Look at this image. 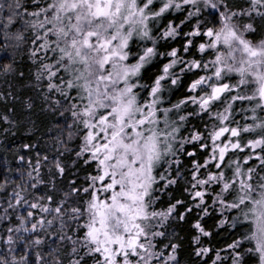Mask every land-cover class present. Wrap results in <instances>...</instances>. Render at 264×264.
<instances>
[{"label":"snow or ice","instance_id":"obj_1","mask_svg":"<svg viewBox=\"0 0 264 264\" xmlns=\"http://www.w3.org/2000/svg\"><path fill=\"white\" fill-rule=\"evenodd\" d=\"M209 9L216 10L208 13L213 16L212 26L200 19ZM172 11L183 15L178 23L167 20ZM257 18L264 21V0H244L239 8L231 0H0V31L5 39L19 42H25V33L32 31L30 59L37 65L36 81H46L43 98L60 95L62 99L50 102L67 105L64 111L72 117L68 128L76 127L67 140L81 139L76 160L94 165L95 172L86 178L87 186L70 182V191L52 207L44 203L51 202V196H34L29 189L43 183L41 159L60 176L65 167L58 158L49 161L38 156L35 183L14 187V203L8 204L12 209L27 205L29 210L20 217V227L7 231L57 235L71 246L73 259L68 264H87V259L92 264H177V246L169 242L159 247L158 240L166 237L165 222L170 217L184 220L196 209L202 215L193 228L204 237L212 233L201 221L213 213L219 214L217 229L249 224L251 230L228 245L232 264H244L246 254L264 264V176L259 175L264 172V39H249L257 31ZM160 20L165 23L158 24ZM17 23L22 29L13 37L10 29ZM190 25L183 31L181 26ZM178 38L179 48L160 51L161 41ZM160 57L168 61L162 74L145 80L149 66ZM14 71L11 63L0 66V75ZM189 74L194 79L187 85L186 97L172 103L173 87H180ZM164 103L171 106L162 107ZM189 105L195 110L180 115L178 121L169 120L170 112ZM26 107L31 108V103ZM247 112L252 113V122L240 124L237 114L249 119L244 117ZM192 116H208L210 123L203 131L180 135ZM242 133L253 138L244 139ZM65 143L60 141V146L67 151ZM185 145L196 152L187 151ZM201 149L207 153L202 162L196 160ZM238 153L243 155L234 159ZM182 155L192 157L193 206L177 199L157 210L158 193L185 179ZM247 161H259V171ZM27 175L33 179L32 172ZM180 207L183 213L177 211ZM34 210L41 215L32 222ZM26 222H31L30 228L24 226ZM54 222L59 228L49 232ZM194 239L198 243L200 237ZM245 241L252 247L242 250ZM5 243L8 258L0 254V264H30L29 255L16 253L12 235ZM43 243L40 238L26 242V251ZM210 251L200 248L196 255ZM58 253L53 248L45 259L37 252L35 264H64ZM221 259L217 253L212 264Z\"/></svg>","mask_w":264,"mask_h":264},{"label":"trees","instance_id":"obj_2","mask_svg":"<svg viewBox=\"0 0 264 264\" xmlns=\"http://www.w3.org/2000/svg\"><path fill=\"white\" fill-rule=\"evenodd\" d=\"M28 3V0H24ZM179 2V0H178ZM231 4L234 7H241L244 5V0H231ZM31 10V9H30ZM216 10L209 9L201 17V21L207 23L208 26H212L213 16L208 13L215 14ZM167 15L168 21L179 22V19L183 18V15L178 11H172ZM197 21L193 19V25ZM248 22V21H244ZM158 24H164V20L157 22ZM151 26V24H150ZM255 26L257 31L249 36L253 42L264 39V21H260L257 18ZM183 31H188L189 27L181 26ZM22 29V24L17 23L10 29V33L15 35L17 31ZM164 29L161 28V31ZM25 42H19L14 38L5 39L2 31H0V66L5 64H12L14 72L0 75V95L4 98L0 99V117L7 115L9 119L0 120V184H4L5 192H0V196L6 197L9 188L14 181L11 178L15 177V174L23 173V169L30 171L37 167V157L47 156L49 161L59 159L62 165L65 167V174L60 176L56 173L55 168L51 163L43 161L41 159L39 165V178L43 181L40 187H37L38 195L51 196L52 201L49 202L56 206L57 202L64 199V193L70 191V182L75 181L76 186H87L86 178L89 175L95 174L94 165L89 166L82 161L76 160L75 153L79 151V145L81 139L79 136H75L72 140H67L69 131L76 133V127L71 129L68 125L72 124V117L69 112H65L64 108L66 104L58 107L50 101L55 99V96L50 95V100H45L44 94L46 91V81L37 82L35 79V73L37 71V65L30 59L31 44L30 41L33 38L32 31L29 29L26 33ZM159 36V33H156ZM203 42V41H200ZM160 51H170L172 47L179 48L181 40L166 39L160 42ZM148 46H151L150 44ZM195 51V50H194ZM203 55V54H197ZM185 59H193L185 55ZM207 59H212L211 55L207 56ZM168 61L164 57H160L156 64L149 66L148 74L145 77H152L161 73V69L164 63ZM178 70V69H177ZM22 73V75H21ZM194 79L192 75H185L182 78V84L180 87H173L171 92L172 103L178 102L180 99H184L187 95V85ZM235 82L234 80L232 81ZM54 97V98H53ZM60 97V96H59ZM60 99V98H59ZM167 100V97H166ZM31 103L32 107H26ZM168 103H164L162 107H170ZM246 107V105H243ZM195 110L194 106H188L186 110L176 112L173 110L169 114V120L178 121L180 115H187L188 112ZM63 112V115H61ZM248 113V112H247ZM246 113H244L245 117ZM237 121L240 124H244L245 120L239 114L236 116ZM10 121V122H9ZM205 124H209V117L203 116V118L192 116L185 122L184 128L181 129L183 136L189 135L193 129L203 131ZM162 126V125H161ZM244 139H252L250 134H243ZM60 141H66L64 147L67 151L60 146ZM24 145H31L30 148H24ZM187 151L196 152V149L190 145H185ZM62 153V155H57ZM243 153H238L234 159H239ZM23 157L24 159H21ZM207 158L205 150L201 149L196 154L197 161H203ZM180 160L183 164L181 172L184 174L185 179L181 180L178 184L171 186L170 189L162 190L158 193L159 200L157 201V210H164L169 203H174L177 199L183 200L188 207L193 206L192 198L190 196V184L192 183L191 177V161L192 157L182 155ZM73 161H76L74 164ZM51 169V171H49ZM212 170V169H209ZM199 176V174H198ZM7 182V183H5ZM10 186H8V185ZM54 185V186H53ZM189 189L185 191V189ZM35 189L31 192L36 195ZM33 195H30L34 199ZM71 202V201H70ZM179 213L184 212V208L177 209ZM211 211V210H210ZM202 215L198 210L194 209L193 212L185 217L184 220L178 218H169L165 222L166 237L159 238L158 246L163 247L164 244L171 242L177 246L176 256L177 264H212V261L216 258V254L219 251H225L229 244L234 240L240 239L248 229L245 225L238 229H232L225 225L223 229H217L216 225L219 222V214L213 213L212 215L205 217L201 221L202 227L206 231L212 233L211 236L204 237L198 230L193 228V225L197 222L198 217ZM12 215L10 220L13 223H18L17 219ZM7 222L4 226H7ZM12 225V224H11ZM58 228L59 223L57 222ZM55 228L49 229V232L54 231ZM164 230V228H161ZM71 234V232H70ZM38 236V235H37ZM199 236L200 240L197 243L195 237ZM41 237V236H38ZM44 244H52L58 241V236L54 235L45 236ZM44 250H47V246H42ZM66 248L59 249L58 255L61 254L70 255V245L64 246ZM209 248L212 251L204 256H197L196 252L200 248ZM56 248V247H55ZM168 252L171 249L167 250ZM51 253V252H50ZM87 259V258H86ZM258 257L251 254H246L244 258V264H257ZM87 264H92L91 259H87Z\"/></svg>","mask_w":264,"mask_h":264},{"label":"rangeland","instance_id":"obj_3","mask_svg":"<svg viewBox=\"0 0 264 264\" xmlns=\"http://www.w3.org/2000/svg\"><path fill=\"white\" fill-rule=\"evenodd\" d=\"M248 94H251L250 91L248 92ZM53 95L55 96L54 100H58L59 98L62 99L61 97H59L60 95L58 93L52 94V96ZM245 105H246V107H249V105L247 103H245ZM189 106H194V105H189ZM251 115H252L251 112L246 113L245 117H249V119H244L245 120L244 124L252 122L250 119ZM172 120H173V118L170 119V121H172ZM209 123H210V121H209ZM253 151H255V150H253ZM245 152H247V149H245ZM247 164L252 165L253 167H257V171H259V169H258L259 161H256L255 163H253L252 161H247ZM210 171H214V169H212ZM29 172H32L33 179H29V177L27 175ZM259 175L264 176V172H259ZM36 177H37V172L34 171L33 169H31L30 171L23 169V173L15 174V177L11 178V180L14 179V181L12 183V186L9 188L6 197L0 196V254H3V255H5V258H8L7 257L8 245L5 243V241H6L8 235H12L14 240H16V243H15L16 253L18 254V256L19 255H26V254L29 255L30 264H35V253H37V252H39L42 257H45V259H48L49 254L51 252V249L56 247V248L62 250V248H66L64 246H67L66 242L62 243L58 240L57 242H54L52 244H44L43 243L39 246H36L35 248H27V251H26V247H27L26 242L30 243L31 240L36 239V238H40L41 240L44 241L46 239L45 236H47V235L45 233H43V231H41L39 233V236H41V237H38L37 233H35V232H27L26 233L23 231V229H21L20 232L14 231L12 233H9L7 231L9 228L16 229L17 227H20V225H21L20 217L26 216V212L29 210L27 205H25L24 207L17 206L16 209H12V208L8 207L9 202L14 203V201H13V189H14V187H16V186H25L26 187L27 185L35 183ZM253 179H254V181H258L259 177L254 176ZM6 185H8V184H6ZM8 186H10V185H8ZM37 187L39 188L40 184ZM3 189H5V188H0V192H5V190H3ZM31 190L32 189H29L30 192H31ZM35 190H37V188ZM36 195L42 196V195H38V190L36 191ZM28 199L30 201H34V199H32L30 197V195L28 196ZM44 203L46 205L50 204L47 201H44ZM50 206L53 207L52 204H50ZM12 215H15L14 218L17 219L18 223H13V221L10 220ZM39 215H41V214H39L38 210H34V217H33L32 222H34L35 218H37ZM47 218L52 219V216L49 215V216H47ZM6 222L8 224H7V226H4L3 224ZM244 225L248 228V229H246L247 231L251 230V226L249 224H247L245 222ZM24 226L30 228L31 222H26ZM55 227L58 229L57 222H54V224L52 226V228H55ZM156 230H161V228L158 227ZM242 233H245V231ZM69 235H71L70 232H69ZM54 236H55V238L57 237V235H54ZM17 237H22V239H17ZM43 245H46L48 249L44 250V248L42 247ZM250 247H252V243L245 241L243 244L242 250L250 248ZM203 248H205V247H203ZM70 252H71V246H70ZM218 253L222 257L221 261H219L218 264H232L231 249H229L227 247L225 251H219ZM81 255H83V251H81ZM224 257H227V258L224 259ZM59 258L64 262V264H68L69 259H73V257H71L69 255V253L67 255L61 254L59 256ZM257 264H259V262H257Z\"/></svg>","mask_w":264,"mask_h":264}]
</instances>
